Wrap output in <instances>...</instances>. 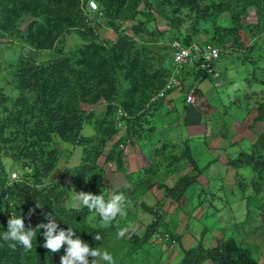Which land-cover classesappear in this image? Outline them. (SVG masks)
Segmentation results:
<instances>
[{
    "label": "trees",
    "instance_id": "obj_1",
    "mask_svg": "<svg viewBox=\"0 0 264 264\" xmlns=\"http://www.w3.org/2000/svg\"><path fill=\"white\" fill-rule=\"evenodd\" d=\"M90 2L96 5L94 10L90 8ZM249 7L255 10L254 24L246 19ZM156 15L166 20V30L158 29ZM24 17L31 20L23 31L20 25ZM223 20H228V24H223ZM185 22L189 26L187 29L182 27ZM94 23L107 26L113 37L99 43L100 29L95 31ZM72 32L84 43L64 52V39ZM262 33L264 0H0V40L18 41L22 48L28 46L37 51L56 52L54 58L43 63L22 54L10 63L3 56L0 58V75H10L18 92L10 101L4 88L0 87V233L7 231L11 215L22 216L26 228L48 224L50 221L45 217L52 215L57 233L70 227L76 231L73 239L80 238L90 247L99 248L109 231L102 217L87 207H65L67 197L62 181L43 183L58 163L53 136L83 148L80 164L74 170L76 189L93 195L103 194L108 200L113 193L102 184L103 174L97 161L103 154L104 145L121 126L124 136L109 148L105 161L116 164L117 172L126 175L118 146L134 139L141 140L147 133L158 130L155 118L166 107L165 103L170 102L166 100L168 94L175 91L157 98L174 72L173 68L165 66L166 61L172 62L170 43L179 41L184 46L193 42L216 44L220 54L232 50V53L243 51V55L248 52L252 55L257 43L252 44L250 40ZM199 36L204 40L200 41ZM152 41H158L160 49L156 52L151 50ZM263 53L258 58L250 56V62L261 60L264 66ZM260 70L264 72V67ZM177 73L175 77L180 81V89L176 90L182 93L185 107L187 95H199L195 84L212 77L199 69L197 63L187 65ZM189 78L193 79V85L186 84ZM252 81L259 82L263 89L246 93V100L258 99L254 102V116L248 129L252 131L262 125V130L255 134L247 151L240 146L242 151L225 162L226 166L236 170V180L244 168L249 167L253 172L249 181L252 194L245 197V219L238 223L243 225L236 224L235 227L237 236L242 238L228 236L216 241L215 245L206 246L201 240L194 246L180 247L178 264H259L245 242L246 238L255 236L256 228L264 231V76ZM101 103L105 104L101 117L84 109ZM238 104L235 106L239 107ZM172 108H165L164 113L173 112L176 117L178 113ZM85 124L93 125L103 137L91 148L88 145L93 138L82 134ZM230 135V129H227L223 139L232 146ZM236 143H243V140ZM4 160L19 168L20 181L11 180ZM183 162L188 164L190 172L178 177L172 187L157 186L165 188L166 195L176 204L175 209L182 208L199 177L216 162L211 160L199 167L200 163L188 145L180 155H170L162 169L155 171L153 165L145 167L133 184L124 183L125 187L114 194H123L126 201L132 199L140 189L149 190L153 186L151 178L166 177L170 168L175 170ZM241 183L238 180V186ZM158 207L151 211L154 218L142 236L138 238L133 234L129 254H135L143 245L153 243L152 240L156 244L165 241L168 245H173L172 240L180 242L179 237L162 230L166 226L163 223L165 213ZM30 210H34L31 216ZM203 230L204 234L211 231ZM44 232L45 229L36 231L31 249L20 245L10 248L8 243L0 240V264H61L67 245L58 252L44 248ZM159 238L161 240L157 241ZM88 259L91 264L94 258Z\"/></svg>",
    "mask_w": 264,
    "mask_h": 264
},
{
    "label": "rangeland",
    "instance_id": "obj_2",
    "mask_svg": "<svg viewBox=\"0 0 264 264\" xmlns=\"http://www.w3.org/2000/svg\"><path fill=\"white\" fill-rule=\"evenodd\" d=\"M90 8L92 10L95 9L91 6ZM251 10L255 13L253 7H249L248 12ZM253 19L254 17L250 15L248 23ZM30 20V17L23 18V22L20 25L22 30ZM155 21L159 30L167 29L166 20L156 15ZM222 22L225 25L228 24V20H223ZM92 26L95 31L100 29L97 39L99 43L102 39L113 37V32L107 26H100L95 23ZM182 27L187 29L189 27L188 23L185 22ZM199 40H204V37L199 36ZM157 42L152 41L150 45L151 50L153 49L155 52L160 49ZM83 43L81 38L75 32H72L64 39V52L72 51ZM258 43L259 45L255 44V48L252 51V55L255 56L253 58L262 56L261 53L264 51V36ZM211 46L213 48L218 47L216 44H211ZM159 53L161 55L162 52L159 51ZM242 53L243 51L232 53V50L221 52L219 58L214 62L215 74L212 76L213 78H209L208 80L212 84V88H208V86L204 87L203 95H200L196 99L195 104L191 105L193 107L189 105L185 107L180 90L170 92L166 99L172 104L170 108L173 107L178 113L176 117H173L174 113L172 111V113H164L167 106L163 107L159 112L160 115H157L155 118L154 123L158 127L156 133H147V136L141 140L137 141V139H134L131 142L123 143L122 147L118 146V150L122 155L123 171L125 174L127 173L126 175L117 172L116 164L105 161L109 148L124 136L121 126L118 125L117 133L104 145L103 154L98 159L97 165L103 174L102 184L108 192L110 191L114 195V192H117L118 189L125 187L123 186L124 183L127 185L128 183L133 184L138 173L145 167L153 165L156 168L155 171H157L158 169H162L165 163L169 161L170 155H180L183 148L179 144H181L182 139H169L179 137L181 132H185L187 128L186 123L192 125L200 122L199 128L201 130L205 131L208 129L209 133H212L209 134L211 137L218 138L216 149L208 148V146H204L205 144L200 145V142L205 143L215 140L213 138L209 139V135L205 137L206 139L201 138L199 142H197V139H192L196 143L193 145V152L194 157L200 161L201 165L199 167H203L210 158L217 161L213 162V166L210 167V173L205 171L199 178L195 189L187 195L182 208L175 209L176 204L172 203L171 198L166 195L165 188L157 186L163 184L172 187L178 177L190 172V167L185 162L179 163L175 167V170L174 168H170L166 177L160 175L151 178L150 183H153V186L149 190L140 189L139 191L138 189L137 195L126 201L127 207L125 213L117 215L115 219L107 223L109 231L103 238L99 248L102 250L106 249L111 253L115 264H178L181 257L179 252L180 247L183 249L188 248L196 245L201 240L206 246L210 244L215 245L216 241L225 239L228 236H234L238 240L242 238L237 236L235 227L236 224L239 226L243 225L238 223L245 219V197L252 194L249 181L253 172L249 167L244 168L239 171L240 174L236 180L234 178L236 170L231 166L223 164L225 153L221 149L225 145L224 143L222 144V140L220 139V137L223 139V135L227 133V129H230L231 133H235L229 138L230 142L243 140V143H235V148H233L234 146L228 148L229 153L234 155V158L237 156L234 152L236 151V154H238L239 151H242L240 146L246 148L243 150L247 151L250 144L255 140V134L262 130V125H258L252 131H249L248 125H250L254 116L252 108L255 105L254 102L258 99L246 100L245 97L246 93H251L255 89H263L259 82H253L252 80L254 78L257 80L262 79L264 72L260 69L264 66L261 60L256 61V63L250 62L252 57L250 52L247 55H243ZM18 54L33 58L38 63H43L56 56L55 50L37 51L28 46L22 48L18 41H11L9 39L0 40V58L3 56L6 62L10 63L16 60ZM151 55L160 57V55ZM165 66L175 70L173 61H166ZM0 87L4 88V92L10 101L16 98L18 92L13 86L10 75H0ZM236 104L239 107H236ZM204 105L207 108H204ZM104 106L105 104L101 103L96 106L84 107V109L87 111L92 110L98 117H101L105 109ZM178 123L182 127H179ZM167 127L174 128L171 129L173 132L168 134L169 130H167ZM82 134L83 136L93 138L91 145H88L90 148L93 144L99 143L100 139L102 140L103 138L100 132L98 133L91 124H85ZM52 140V145L58 152V163L43 183L46 184L55 180L62 181L61 183L66 189L67 197L64 201V206L79 209L83 206H77L73 199L74 191L76 193L80 192L75 187L74 170L80 164L83 148L82 146H74L61 141L57 135H54ZM162 143L170 144V146H163ZM213 150L218 152L211 156V153L215 152ZM226 154L228 153L226 152ZM4 162L10 174H16V181H20L19 168L10 165L7 160H4ZM11 175V180H15ZM238 180H241V186H238ZM210 203L213 204L211 205L212 207ZM157 207L161 208L160 211L162 213H165L163 223L166 226L162 230L170 231L171 234L179 237L180 242L172 240L173 245H168L165 241L156 244L152 240L153 243L143 245L135 254H129L130 247L133 245V234L138 238L142 236L145 227L154 218L151 211ZM204 228L211 229V231L204 234ZM218 228H222V230ZM254 232V237L245 239L246 245L251 246L246 247L251 252L253 259L257 260L259 264H263L264 231L256 228ZM203 234L204 236H202ZM156 240L160 241L161 239Z\"/></svg>",
    "mask_w": 264,
    "mask_h": 264
},
{
    "label": "clouds",
    "instance_id": "obj_3",
    "mask_svg": "<svg viewBox=\"0 0 264 264\" xmlns=\"http://www.w3.org/2000/svg\"><path fill=\"white\" fill-rule=\"evenodd\" d=\"M73 199L77 206L87 207L90 212H95L99 217H102L106 224L115 219L117 215H123L127 207L126 198L123 194H114L110 199L105 200L103 194L93 195L83 191L79 193L74 191ZM32 211L34 210H30L29 216H31ZM45 218L50 221L48 224L40 223L36 228H32L31 225L26 228L22 216L11 215L7 221V231L0 233V240L8 243L10 248L20 245L25 249H31L32 242L36 239V231L45 229L46 243L43 245L44 248L58 252L62 246L67 245L66 255L61 257V264H90L88 257L94 258L91 264H102V262L103 264H115L112 254L106 249L92 248L80 238L73 239L76 231L70 227L67 231L61 230L57 233V225L53 216L48 215ZM96 239L98 240L100 237L96 236Z\"/></svg>",
    "mask_w": 264,
    "mask_h": 264
},
{
    "label": "built area",
    "instance_id": "obj_4",
    "mask_svg": "<svg viewBox=\"0 0 264 264\" xmlns=\"http://www.w3.org/2000/svg\"><path fill=\"white\" fill-rule=\"evenodd\" d=\"M89 5L93 8L96 7L94 3H89ZM170 50L175 70L166 82L164 88L158 93L157 98L164 97L167 92L173 89H180V81L175 75L187 65L197 63L199 69L205 70L209 75H214V62L220 56L217 48H213L211 45H205L201 42H193L189 46H184L179 41H173L170 43ZM186 102L188 104H194V96L192 94L187 95ZM11 177L16 179L17 176L13 174Z\"/></svg>",
    "mask_w": 264,
    "mask_h": 264
},
{
    "label": "crops",
    "instance_id": "obj_5",
    "mask_svg": "<svg viewBox=\"0 0 264 264\" xmlns=\"http://www.w3.org/2000/svg\"><path fill=\"white\" fill-rule=\"evenodd\" d=\"M250 15H252V17H254V19L251 21V22H249V23H256V14L254 13V11L253 10H251V11H249L248 12V15H247V22H248V18H249V16ZM264 36V33H262V34H260V35H258V38H256V37H254L252 40H250V41H252L251 43L252 44H254V43H257L258 45H259V43L258 42H260V39L262 38ZM215 71V70H214ZM211 78H213V77H211ZM208 80L209 79H206V80H203L202 82H197L196 84H195V87L194 88H196L198 91H199V95H195L194 96V98H195V102H196V99L200 96V95H203V93H204V87H206V86H208V88H212L211 86H212V84L210 83V82H208ZM186 84L187 85H193V79L192 78H189L188 80H187V82H186ZM167 98V97H166ZM167 100V99H166ZM186 102V101H185ZM187 104V103H186ZM165 105L167 106V107H169L170 108V106H172V104L170 103V102H166L165 103ZM187 105H189V106H191L190 104H187ZM191 107H193V106H191ZM173 109V108H172ZM201 110V109H200ZM202 111V110H201ZM177 122V121H176ZM177 125H179V127L181 126L182 127V125L181 124H177ZM186 125H187V128H186V130H185V132L183 131V132H181V135L179 136V137H173V138H170L169 140H176L177 138H179V139H182V142H181V144H179L182 148H185V146L186 145H188L190 148H191V150H192V152H193V150H194V148H193V145L194 144H196L195 142H193L192 141V139H197L198 141L197 142H199V140L201 139V138H204V139H206L205 137H207L209 134H212V133H209V131H208V129H206L205 131H203V130H201L200 128H199V126L201 125V123L200 122H197L196 124H192V125H195V126H198V127H194V126H192V125H188L187 123H186ZM171 129H174V128H168L167 127V130H169L168 131V134L171 132H173V131H171ZM230 133H231V131H230ZM165 135H167V134H165ZM214 136H215V134H213ZM233 136V134L231 133V135H230V138ZM208 138L209 139H212L213 137H211V135H209L208 136ZM165 139H166V137H165ZM208 139V140H209ZM213 139H215L214 141H212V140H210V141H208V142H205V143H201L200 142V145H204V146H208V148H211V149H216L217 148V141H218V138H213ZM220 139L222 140V144L224 143V147H222V149L221 150H224V153H225V155H224V161H223V164H225V162H226V159L227 158H229V157H231V155L232 154H230L229 153V150H228V148H230V147H232V146H234L233 148H235V143H236V141L237 140H235V141H231L230 143H232L233 145L232 146H229V145H227V143L225 142V140H223L222 139V137H220ZM233 139H234V137H233ZM162 145H164V146H166V147H168V146H170V144H167V143H162ZM199 146V145H198ZM183 150V149H182ZM213 151H215V150H213ZM216 152H218V151H215V152H213V153H211V156H213V155H215V153ZM226 152L228 153V154H226ZM235 153V155H236V151L234 152ZM193 155H194V152H193ZM210 156V157H211ZM232 157H233V155H232ZM198 160V159H197ZM217 161V160H214L213 158L211 159H209V160H207L208 162L209 161ZM207 162V163H208ZM199 163H200V161H199ZM206 163V164H207ZM205 164V165H206ZM201 165V164H200ZM204 166V165H203ZM211 166H213V164H211ZM210 166V167H211ZM210 167L208 168V170H206L208 173H210V171H209V169H210ZM200 178V177H199ZM199 180V179H198Z\"/></svg>",
    "mask_w": 264,
    "mask_h": 264
}]
</instances>
